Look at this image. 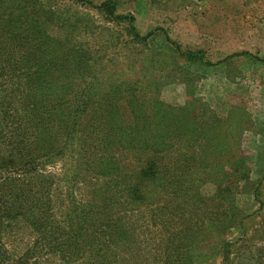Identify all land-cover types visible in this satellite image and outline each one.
I'll list each match as a JSON object with an SVG mask.
<instances>
[{
	"label": "rangeland",
	"instance_id": "rangeland-1",
	"mask_svg": "<svg viewBox=\"0 0 264 264\" xmlns=\"http://www.w3.org/2000/svg\"><path fill=\"white\" fill-rule=\"evenodd\" d=\"M90 1L100 5L107 0ZM111 1L120 15H133L135 28L150 38L146 45L135 43L122 25L104 20L91 7L68 2V12L97 26L89 31L101 41L96 50L100 55L92 62L99 73L98 87L86 115L101 116L97 101L108 93L120 98L119 89L128 94L133 89L140 101L158 99L161 117L152 123L148 138L150 145L158 142L159 153H139L131 146L129 152L90 149L86 157H72L68 148L64 158L38 157L39 165L29 175H12L11 188L0 187L2 200L25 201L22 211H33L37 219L41 214L47 226L35 230L32 214L8 218L0 209L5 262L174 264L170 255L181 248L167 252L173 225L180 223L178 229L186 233L214 222L215 234L208 226V233L196 238L193 264H264V0ZM83 34L80 40L88 47L91 34ZM108 40L113 42L103 44ZM177 47L200 53L202 59L188 62L179 57ZM123 101H116L122 114L128 110ZM144 111L138 116L148 115ZM126 122L131 126L128 117ZM153 157L165 167L174 160H197L187 175L190 200L181 194L172 202L168 186L142 185L146 188L139 205L127 204L124 190L119 196L114 193L117 179ZM107 164L111 169L104 167ZM183 172L179 169L176 175L186 189ZM4 174L0 186H7ZM178 205L181 212L172 216ZM80 221L86 225L80 226ZM163 224L170 229L167 234L162 233ZM56 227L60 232H54ZM100 227L106 231L98 238ZM70 234L75 236L69 239ZM65 239L72 249L59 248ZM188 240L189 235L183 238L184 243Z\"/></svg>",
	"mask_w": 264,
	"mask_h": 264
},
{
	"label": "trees",
	"instance_id": "trees-1",
	"mask_svg": "<svg viewBox=\"0 0 264 264\" xmlns=\"http://www.w3.org/2000/svg\"><path fill=\"white\" fill-rule=\"evenodd\" d=\"M70 1L73 4L91 7L104 20L122 25L128 36L134 38L135 43L146 45L150 38V34L143 36L135 28L133 15H120L117 4L111 0L100 5H94L90 0H0V149L4 150L0 157L2 159L0 175L5 173L2 182L7 183V186L0 187H4L5 190H9L11 187L8 186L13 184L12 175L16 173L29 175L34 172L39 165L38 157L64 158L69 153L68 148H72L70 151L72 157L73 154L86 157L90 149L94 153L100 150L107 152L112 148L114 151L120 148L123 152H129L131 146L139 153H159L158 142L156 143L158 145H150L148 138L152 123H157L158 115L161 117L162 104L158 99L153 102L140 101L135 98L137 95L133 94V89L130 94L122 93V89H119L122 94L120 98H116L114 93H108L103 100L97 101V111L101 116L96 117L92 113L87 117L88 104L89 102L92 104L94 92L98 87L99 73L93 69L92 62L100 55L96 50L100 49L101 41L97 40L98 34L94 30L89 31L97 29L95 24L88 26L77 19L76 14L67 11ZM86 32L91 34L87 39L91 41L88 42V47L85 44L87 41L80 40ZM112 42L108 40L103 44ZM89 44H93L91 47L95 49L93 50ZM177 50L179 57L185 58L188 62L202 59L200 53L185 52L180 47H177ZM149 82L151 83V80ZM120 99L125 100L123 105L126 110L128 109L123 114L119 109L120 101L116 102ZM141 105L145 107L142 108ZM117 109L119 111H116ZM140 110L150 111H144L148 115L139 117L138 113L142 112ZM131 114L134 119L131 118ZM126 117L131 120V126L126 122ZM56 141L57 146L54 147ZM160 161L153 157L141 162L139 169L135 168L133 173L116 180L114 193L119 196L124 190L127 204L137 201L135 204L139 205L142 200L140 193L144 194L146 188L142 185L168 186L173 190L172 202L181 194L183 195L181 198L187 197L190 200L188 190L192 185L187 175L197 160L185 158L184 163L174 160L168 167L159 163ZM96 165L95 168L102 166ZM208 166L207 163L206 167ZM104 167L111 169L109 164ZM179 169L184 171L183 174L188 180L185 183L186 189H183L185 185H180L177 178L176 173ZM112 177L111 173V180ZM139 181L141 182L137 185ZM30 188L34 189V185ZM9 194L8 191L7 195ZM24 202L17 198L10 204L4 202L0 195V209L3 210L4 217L9 218L13 214H32L34 229L45 228L47 221L41 214L37 219L33 211L32 213H27L30 212L28 210L22 211ZM184 202L187 203V200ZM17 203L22 208L18 207ZM15 204L16 207L9 208V205ZM174 208L172 216L181 212V205ZM152 218L157 220L155 217ZM213 223H204L198 228L187 229L186 233L178 229L180 223L173 225V232L170 234L173 239L171 242L168 240L171 247L168 246V242L166 247L168 246L167 252L175 247L181 248L180 253L170 255L174 264L194 263L195 240L203 233H208L205 232L208 226L209 231L215 234L216 227ZM238 224H241V221ZM79 225L85 226L86 223L80 221ZM162 226V233L167 234L170 229H167L165 224ZM2 228L0 221V234ZM97 231V237L100 238L101 233L106 230L100 227ZM54 232H60L59 227H56ZM115 232L123 234L121 229H116ZM187 235L190 236L189 243H184L183 238ZM74 236L70 234L69 239ZM95 238L92 231L91 239ZM64 245L69 250L74 246L66 240L59 248L62 249ZM98 247L104 248L105 243H98ZM237 251L239 247L235 249V252ZM0 264H7L1 250Z\"/></svg>",
	"mask_w": 264,
	"mask_h": 264
}]
</instances>
